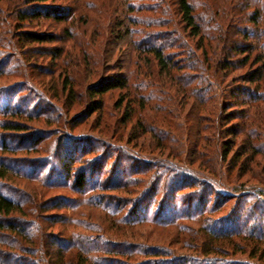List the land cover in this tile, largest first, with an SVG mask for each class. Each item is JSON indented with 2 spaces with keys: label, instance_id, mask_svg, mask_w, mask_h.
<instances>
[{
  "label": "trees",
  "instance_id": "obj_1",
  "mask_svg": "<svg viewBox=\"0 0 264 264\" xmlns=\"http://www.w3.org/2000/svg\"><path fill=\"white\" fill-rule=\"evenodd\" d=\"M104 20L111 51L87 34ZM43 75L60 88L53 99L32 87L42 101L31 105L1 82ZM58 105L68 130L96 114L91 132L52 143L56 161L27 164L21 154L50 134L26 120L58 125ZM126 128L135 151L118 145ZM0 130V180L15 188L0 187V264L209 263L245 250L238 238L264 255V180L245 192L234 182L257 178L264 158V0H0ZM146 132L158 155L144 156ZM32 181L66 193L43 197ZM226 210V223L213 217Z\"/></svg>",
  "mask_w": 264,
  "mask_h": 264
},
{
  "label": "rangeland",
  "instance_id": "obj_2",
  "mask_svg": "<svg viewBox=\"0 0 264 264\" xmlns=\"http://www.w3.org/2000/svg\"><path fill=\"white\" fill-rule=\"evenodd\" d=\"M81 21L82 20L80 19L79 22H81ZM111 31L112 30L109 29V27H108V21L104 20V21H101L99 23V26L97 27V32L95 34L92 33V30L89 31L87 34L89 35L91 33V37H94V38H96V35L99 36V39L101 40V43H102V45H101L102 48H100L98 50L104 49V51L105 50L111 51V49L113 48V43H115L114 34H110L109 33ZM85 38L87 40H89V38L86 35H85ZM106 38H107V44L104 45L103 41H105ZM84 42H86V41H84ZM89 44H91V43H89ZM86 49H87L89 54L93 53L92 45H91V47H86ZM43 61L45 63H49L50 62V64H51V60L49 58L43 59ZM107 67L109 69V66H107ZM106 69L107 68L104 67L103 68V72H105ZM30 71H33V70L30 69ZM110 71L111 70H108L106 73H109ZM55 76H56V78H52L53 76L51 77V76H44L43 75V76H40L38 78H34L33 80H30V78H26V77L15 76V77H11V78H7V79H4V80H1V82L8 83V82H15L16 81L15 82V86H17V89H18V92L16 93V95L19 96V97H26L28 95H31L30 98H32V99L29 100L30 102L28 101V103L31 105V104H33L35 102L39 103V101H42V100L39 99L37 93L33 92L32 87H34V89H37V90L38 89L39 90L43 89V91L46 94H48L47 95L48 97L51 96V97H53V99H55L56 92L54 91L55 88L53 86H57V87L60 88V83H61L60 80L57 78V75H55ZM118 96H119V91L118 90L113 91L111 93H107V94L104 95L105 107L109 111H113L114 105H115V101H116ZM63 98H65L64 95L62 96V101H63ZM58 100H59V98H58ZM45 103L48 104L49 102L45 101ZM59 104L62 106L61 103H59ZM41 105L43 106L44 104L42 103ZM60 105H58L57 117H56V119L59 118L58 119L59 120L58 121L59 122L58 125H54L53 124V125L47 126L44 123L43 120H38V121H36V120H26L28 122V124H29V127L33 131H37L38 128H40V129H48V133L50 134V138H48V140H42L41 139L42 141H40V143L42 144V143L45 142V146H43V145L41 146V144H38L37 148L40 149L39 151H30V152H26L25 151V152H23L21 154V155H27V158H28V163L27 164L32 162V164H30V165L35 166L34 161H37L39 159H40L39 162H41V163L43 162V159H48V161H54L56 158L49 156L51 150H54L56 148L53 145L54 142L58 143L59 140L65 139L66 137H64V136H66V135H68V136L71 135L70 137H72V140H75L76 142H79L78 135H85L86 133L91 132L90 130L93 127L92 125H94V121L96 120V114H93L91 116V118L88 119L89 120L88 122L86 120V122L84 124H80L76 128L68 130L67 129L68 125L67 124L65 125V123H64V120L67 118V116L64 114V111L61 109ZM186 109H185V111H187ZM78 110H79V107L78 108H74L73 110H70L69 116L73 115ZM121 115H122L121 111L115 110V116L120 117ZM89 122L90 123L93 122V123L90 124ZM187 128H188V126H187ZM190 131L193 133V135H195L194 133H197V131L192 129V128H190ZM35 133H36L35 134L36 136H33L30 139V141H32L33 139L36 140L35 138L39 136V133H37V132H35ZM0 134H1V130H0ZM120 137H122V139H120L118 141L119 142L118 145L121 147L122 150L123 149L125 150V148H128V149H131L132 151H135L138 148V146H133V145H135V138H134V135L131 136L130 134H128V128H126L125 130L121 131V136ZM112 140L113 139H111V141ZM138 140H137V143L139 142ZM141 142H144V146H145V147H143L144 149H146L148 145L152 146V148L155 145V140L152 138L150 133H147V132L141 137L140 143ZM112 145L113 144L111 142H106V146L105 147L102 146V147H104L105 150H108L109 153L111 152L110 155H112L114 157V155L117 153V150L115 148H112L111 147ZM33 146H34V144H33ZM44 149H47V152ZM151 149L147 148L146 150L149 152V154L144 155V156L151 157V156H155V155L159 154V150L158 149H153V151ZM55 150H57V148ZM258 160H259L258 163H253V166L255 167V171H256L255 175H257L260 172L257 178H255V176H254V177H250L248 179V174L249 173H245L244 176H241L239 178H235L234 177V182H236V184H237L236 187L240 188V191H244L245 192L246 190L248 191V190H251L253 188H257L258 187V186H256V185H258L257 182L260 179L264 180V178H262V177H264V158L262 156L258 155L257 161ZM131 163L134 166H136V162L133 161ZM22 165L25 166V164H22ZM76 165H78V164H76ZM110 165H111L110 163H107V164H105V167H111ZM38 167H40V166H38ZM48 168H49V165H47L46 162H45V164L43 166V170L46 171ZM17 181L19 182V180H17ZM12 183H13L12 181L10 182V181H5V180H3V181L0 180V184H1L0 187H1V189L4 192L11 194L14 191V189H15L14 187H12V185H13ZM238 183H240V184L242 183V184L240 185ZM29 187L32 190L33 189L41 190L42 194L44 193L43 197H49V196H53V195L60 194V193H66V190L59 189V188H45L44 189L43 187L38 185V183L36 181L29 182L28 188ZM239 193L240 192H238L236 194V196L239 195ZM257 198H258L259 201L262 200L261 202L264 201V196H260V198L257 196ZM234 201L235 200H231V202H229L230 206L232 205V203ZM174 205H175L176 208L182 207V203L179 200H176ZM125 206L127 207L128 204H125ZM72 210L77 212V214H76L77 216H81L80 220H82V216H84L83 213L87 212L86 208L83 209V208H81L79 206L73 207ZM228 211L229 210H226V211H223V212H219L217 214H214L213 217L214 218L215 217H222L221 219H223V223H226V221H228L229 219L230 220L233 219L231 216H229L230 212H228ZM261 211H263V210H261V209L258 210L257 214H259ZM89 220H91V219L89 218ZM218 225H220V224H218ZM58 229H59V226H56V228L54 227V231H57ZM69 230L70 231H74V230L79 231L80 227L73 228V227L68 226L67 227V233L69 232ZM236 240H238V242L241 243L242 245H246L245 250H239V251L226 250L228 254L224 255L223 257H220L217 261L211 260L208 263L207 261L205 262L203 259H201V260H198L197 262L199 264H235V263H239V264H253L254 263L255 264V262L258 263V264H264V255L260 256L259 252H256V254H255L256 256L255 257H250L249 251L251 249V246H252L251 243L252 242H250V241L248 242L247 240H244L242 238H238ZM260 245H261L260 246V250H261V249L264 248V242L261 243ZM240 247H241V245H240ZM259 257H261V258L258 259Z\"/></svg>",
  "mask_w": 264,
  "mask_h": 264
}]
</instances>
